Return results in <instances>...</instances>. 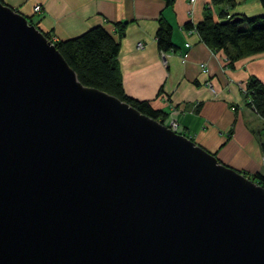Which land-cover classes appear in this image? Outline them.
<instances>
[{
	"label": "water",
	"instance_id": "1",
	"mask_svg": "<svg viewBox=\"0 0 264 264\" xmlns=\"http://www.w3.org/2000/svg\"><path fill=\"white\" fill-rule=\"evenodd\" d=\"M0 264H264V186L0 1Z\"/></svg>",
	"mask_w": 264,
	"mask_h": 264
},
{
	"label": "crops",
	"instance_id": "2",
	"mask_svg": "<svg viewBox=\"0 0 264 264\" xmlns=\"http://www.w3.org/2000/svg\"><path fill=\"white\" fill-rule=\"evenodd\" d=\"M3 1L42 31H50L54 39L102 25L119 42L117 63L127 95L146 99L167 114L174 112L183 133L226 165L264 173V118L245 103L243 96L250 75L264 83V51L229 64L223 50L212 49L195 28L183 26L187 20L193 24L199 21L206 5L217 20L232 13H262L264 6L259 0H234L232 5L225 0H173L171 5L165 0ZM36 3L41 4L40 11H34ZM160 16L172 27L174 49L157 47L155 31ZM120 21H124L121 34L116 27ZM138 41L142 47L136 46ZM208 80L213 90L206 84Z\"/></svg>",
	"mask_w": 264,
	"mask_h": 264
},
{
	"label": "trees",
	"instance_id": "3",
	"mask_svg": "<svg viewBox=\"0 0 264 264\" xmlns=\"http://www.w3.org/2000/svg\"><path fill=\"white\" fill-rule=\"evenodd\" d=\"M225 1L230 5L234 3V0ZM259 1L264 6V0ZM165 2L171 5L173 0ZM28 20L33 22L30 18ZM183 26L185 29L195 28L202 41L212 49L223 50L229 64L241 56L264 51V12L251 15L232 13L217 20L211 7L206 5L199 21L193 24L187 20ZM116 27L121 34L124 21L117 22ZM171 31L170 23L160 16L155 31L156 44L160 50L166 51L176 47L171 39ZM43 33L54 43L82 84L113 94L140 112L163 122L167 116L166 112L152 107L146 99L134 98L124 92L117 63L119 42L102 25L90 26L77 35L61 39H53L50 31ZM243 96L245 103L264 118V83L256 76L250 75L245 83ZM231 131L232 126L228 129V134ZM262 147L264 148L263 142ZM241 172L264 186V173Z\"/></svg>",
	"mask_w": 264,
	"mask_h": 264
},
{
	"label": "built area",
	"instance_id": "4",
	"mask_svg": "<svg viewBox=\"0 0 264 264\" xmlns=\"http://www.w3.org/2000/svg\"><path fill=\"white\" fill-rule=\"evenodd\" d=\"M193 1L194 0H189V2H193ZM40 10H41V4H39V3L34 4V11H40ZM136 46L142 47L143 43L141 41H138V42H136ZM161 53L163 54V51H161ZM185 57H186V52L182 54L181 59L185 60ZM225 58H226V56H225ZM226 61H227V59H226ZM201 65L204 69V67H205L204 63H201ZM206 84L211 88V90H213L212 84L209 80L206 82ZM162 123L169 126L170 128H172L176 132H182V126L179 124L178 120L176 119L174 112H170L169 114H167V116L165 117V119L163 120Z\"/></svg>",
	"mask_w": 264,
	"mask_h": 264
},
{
	"label": "bare ground",
	"instance_id": "5",
	"mask_svg": "<svg viewBox=\"0 0 264 264\" xmlns=\"http://www.w3.org/2000/svg\"><path fill=\"white\" fill-rule=\"evenodd\" d=\"M181 133H183V131Z\"/></svg>",
	"mask_w": 264,
	"mask_h": 264
}]
</instances>
